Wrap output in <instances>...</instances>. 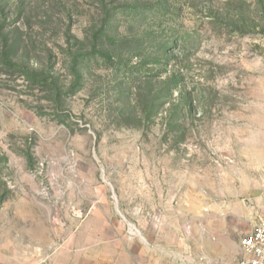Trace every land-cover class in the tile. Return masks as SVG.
<instances>
[{
	"label": "rangeland",
	"instance_id": "374dc122",
	"mask_svg": "<svg viewBox=\"0 0 264 264\" xmlns=\"http://www.w3.org/2000/svg\"><path fill=\"white\" fill-rule=\"evenodd\" d=\"M263 223L264 0H0V264H232Z\"/></svg>",
	"mask_w": 264,
	"mask_h": 264
},
{
	"label": "built area",
	"instance_id": "2783aa9c",
	"mask_svg": "<svg viewBox=\"0 0 264 264\" xmlns=\"http://www.w3.org/2000/svg\"><path fill=\"white\" fill-rule=\"evenodd\" d=\"M232 264H264V223L242 238L240 256Z\"/></svg>",
	"mask_w": 264,
	"mask_h": 264
},
{
	"label": "trees",
	"instance_id": "16d2710c",
	"mask_svg": "<svg viewBox=\"0 0 264 264\" xmlns=\"http://www.w3.org/2000/svg\"><path fill=\"white\" fill-rule=\"evenodd\" d=\"M108 14H109V12H108ZM108 14L105 13V16H103L104 17V20H102L103 21L101 23L102 26L100 27L99 34H98L100 38H106L107 37V36L106 37H103V36L107 32V30L109 29V27H110V24H109L110 22H108L109 21V15ZM138 14H139V11L138 12L133 11V12H130L128 15H131V16H134L135 17ZM94 39L96 40L97 39V36ZM174 47H176V46L174 45ZM105 53L106 52H104L101 48L100 49H97V50L95 48H93V55H95V56H98V57L103 58L104 55H105ZM104 59H106V58H104ZM25 74H26V76H29V74H27V72Z\"/></svg>",
	"mask_w": 264,
	"mask_h": 264
}]
</instances>
